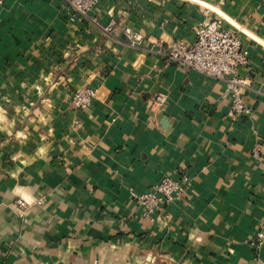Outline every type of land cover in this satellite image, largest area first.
<instances>
[{"label": "crops", "instance_id": "obj_1", "mask_svg": "<svg viewBox=\"0 0 264 264\" xmlns=\"http://www.w3.org/2000/svg\"><path fill=\"white\" fill-rule=\"evenodd\" d=\"M213 18L240 39L249 114L161 53ZM182 174L183 195L144 215L137 196ZM261 228L264 0H98L83 18L0 0V264H263Z\"/></svg>", "mask_w": 264, "mask_h": 264}, {"label": "built area", "instance_id": "obj_2", "mask_svg": "<svg viewBox=\"0 0 264 264\" xmlns=\"http://www.w3.org/2000/svg\"><path fill=\"white\" fill-rule=\"evenodd\" d=\"M63 1L72 15L83 18L95 7L98 0ZM115 24V20L111 19L103 27V30L107 32ZM123 33L131 45L136 46L143 41L142 35L129 27H125ZM161 53L166 63L191 68L210 77L223 80L225 89L230 96L232 111L237 114L251 112L250 107L242 99V89L247 85L246 79L237 72L239 66H244L247 63V58L242 51L238 35L226 28L219 18L199 24L192 42L172 41ZM95 96L96 89L85 87L74 93L72 101L76 107H87ZM154 100L162 102L164 97L158 93L154 95ZM187 184L188 180L185 174H182L179 179L162 176L142 195L137 196L143 214L151 215L160 212L164 206H168L173 200L179 199L183 195ZM251 244L257 249L264 244L263 228L255 233Z\"/></svg>", "mask_w": 264, "mask_h": 264}]
</instances>
